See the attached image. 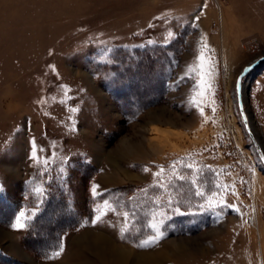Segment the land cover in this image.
<instances>
[{"label": "rangeland", "instance_id": "1", "mask_svg": "<svg viewBox=\"0 0 264 264\" xmlns=\"http://www.w3.org/2000/svg\"><path fill=\"white\" fill-rule=\"evenodd\" d=\"M263 57L264 0H0V264H264V63L241 80L248 130L236 93ZM180 160L237 181L240 213L200 212ZM93 184L127 223L91 224Z\"/></svg>", "mask_w": 264, "mask_h": 264}, {"label": "snow or ice", "instance_id": "2", "mask_svg": "<svg viewBox=\"0 0 264 264\" xmlns=\"http://www.w3.org/2000/svg\"><path fill=\"white\" fill-rule=\"evenodd\" d=\"M196 19H199V17H196ZM192 27H195V25L193 24ZM168 38H174L172 33H168ZM156 43L155 41H149V44H154ZM205 47H207L205 45ZM105 51H110L109 49H105ZM198 59L202 62L204 60V55L203 53H201V55L198 57ZM193 72H195V74L198 76V80H196L194 83L196 84V86L198 88L201 89V91L198 93L199 95H203L204 91L206 90V88H210L211 85L210 84H206V81L204 79V76L206 75V73L203 71V63H201L200 65V71H197L196 69H192ZM185 79H191V76H187V77H181L180 81L177 82V86L179 84V82H182ZM238 88V85H237ZM63 103V102H62ZM196 108H198L199 110V114L204 117L205 116V108L203 106H201L199 103H196ZM213 112H215V108L212 109ZM36 153L33 152L32 153V158H35ZM45 163H47V160H45ZM182 164V166L188 170H190L191 174H192V179L189 181L193 187H194V192L192 193L193 196L195 197H200L202 202L198 204V210L200 212H203L205 210L207 211H215L217 208L223 209V208H228L231 211H235L236 213H240V208L238 205L236 204H231V203H227L226 198L228 196H233V197H238V193L236 191V183L237 181L233 180L231 182V184L228 183H222L219 181V173H217V179L211 180V181H204L201 182L199 180V175L201 172L200 168L195 167L194 163H187V164H183V161H174L171 165H169V167H171L174 171H173V175L176 177V179L180 180V181H185L188 179L187 176H185L182 173H178L176 170V164ZM256 167H261L264 168V154L259 153L257 154L256 157V163L253 164L251 167L248 168V171L252 172L253 174H255V169ZM143 171L145 173L149 172L150 169L147 166L143 167ZM209 171H213L210 167H209ZM165 172V167L164 166H159V170L156 171L155 173H153V175L157 178L161 177L163 175V173ZM240 184L243 185H247V181L244 180L243 177H240L239 180ZM207 184L208 186L205 187L204 185ZM160 187L164 188L166 187V185H164L163 183H161L159 185ZM99 185L93 184L91 186V195L95 201V199L97 197H100L102 200V204H98L97 207L95 208L94 212V218L91 219V224L92 225H97L100 222H103V218L108 214V212H112V213H116L118 216H120L123 220L124 223H127L128 220L130 219L132 213H130L129 211H120V209H122L124 207V204L121 203V201L119 199H117L114 203L110 202L107 199L103 198V193L101 191H99ZM4 188L2 185H0V193H3ZM142 191H147L146 189H143ZM132 198L129 197V201ZM157 200H159V197L157 198ZM168 208L175 213H180V208L178 207H173L172 201L171 199L168 200ZM105 209L107 211H105ZM160 215H165V213H160ZM29 217L26 215V213L24 211H19V214L15 217V223H13L11 225L12 228L17 229V230H22L26 227V224L23 222V220L28 219ZM160 224H163V220L160 221ZM150 228H152L154 230L153 235L149 236L147 239L142 240V242L140 244L137 245V247H146L149 246L151 244H155L162 236H163V232L161 231L160 226L157 223H151ZM113 227H115V225H113ZM122 231H126V230H122ZM64 248H63V244L62 243H58L57 247L53 250H51L50 254L48 255V259L50 260H54V259H58L62 252H63Z\"/></svg>", "mask_w": 264, "mask_h": 264}, {"label": "water", "instance_id": "3", "mask_svg": "<svg viewBox=\"0 0 264 264\" xmlns=\"http://www.w3.org/2000/svg\"><path fill=\"white\" fill-rule=\"evenodd\" d=\"M261 63H264V57L259 59L258 61H256L254 64H252L250 67L246 68L238 77L237 79V84H236V93H237V101H238V108H239V112L242 118V121L245 125V128L248 130L247 128V120H246V116L244 113V109H243V105L241 102V93H240V88H241V80L244 76L247 75L248 72L252 71L255 68H260L261 70L263 69L262 67H260ZM238 85V88H237Z\"/></svg>", "mask_w": 264, "mask_h": 264}]
</instances>
